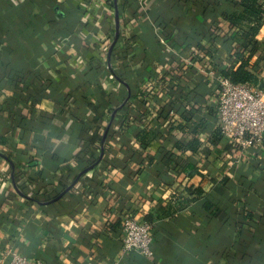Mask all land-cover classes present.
<instances>
[{
  "label": "crops",
  "instance_id": "0c3cea01",
  "mask_svg": "<svg viewBox=\"0 0 264 264\" xmlns=\"http://www.w3.org/2000/svg\"><path fill=\"white\" fill-rule=\"evenodd\" d=\"M237 1L0 0V264H264V143L222 136L211 74Z\"/></svg>",
  "mask_w": 264,
  "mask_h": 264
},
{
  "label": "built area",
  "instance_id": "2783aa9c",
  "mask_svg": "<svg viewBox=\"0 0 264 264\" xmlns=\"http://www.w3.org/2000/svg\"><path fill=\"white\" fill-rule=\"evenodd\" d=\"M218 121L221 134L233 145L252 147L264 140V91L248 83H234L217 75ZM153 224L128 214L123 220V251H137L145 258L154 256ZM1 264H41L10 250Z\"/></svg>",
  "mask_w": 264,
  "mask_h": 264
},
{
  "label": "trees",
  "instance_id": "16d2710c",
  "mask_svg": "<svg viewBox=\"0 0 264 264\" xmlns=\"http://www.w3.org/2000/svg\"><path fill=\"white\" fill-rule=\"evenodd\" d=\"M235 5L236 10L226 14L225 20L229 23L231 30H234L229 45L231 57L236 63L235 65L232 62L225 64L222 60H218L214 68L221 76L229 78L234 83H248L263 88L264 83L259 78L261 73L259 61H252L263 45L257 38L264 23L263 2L262 0H238ZM251 213H248L249 217L252 216Z\"/></svg>",
  "mask_w": 264,
  "mask_h": 264
},
{
  "label": "water",
  "instance_id": "95a60500",
  "mask_svg": "<svg viewBox=\"0 0 264 264\" xmlns=\"http://www.w3.org/2000/svg\"><path fill=\"white\" fill-rule=\"evenodd\" d=\"M118 27V26H117ZM117 36H118V33H117Z\"/></svg>",
  "mask_w": 264,
  "mask_h": 264
}]
</instances>
